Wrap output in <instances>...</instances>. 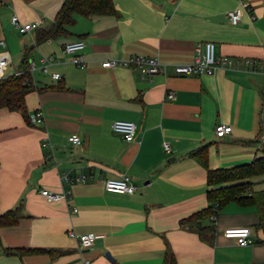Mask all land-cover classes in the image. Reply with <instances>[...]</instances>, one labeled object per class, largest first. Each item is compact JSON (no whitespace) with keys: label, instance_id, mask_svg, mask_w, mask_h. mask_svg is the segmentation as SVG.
I'll return each mask as SVG.
<instances>
[{"label":"crops","instance_id":"0c3cea01","mask_svg":"<svg viewBox=\"0 0 264 264\" xmlns=\"http://www.w3.org/2000/svg\"><path fill=\"white\" fill-rule=\"evenodd\" d=\"M240 1L113 0L117 16L76 15L69 36L39 42V31L51 26L63 0H0L5 77L25 57L35 65V88L25 97L24 112L0 108V213L19 208L22 215L0 227V264H162L166 244L175 264H264L255 205L230 202L204 220L215 229L210 241L198 236L194 224L180 225L208 205V169L264 155V0H242L255 19L244 13L232 25L226 12ZM14 15L22 24L39 21L41 28L20 33ZM77 39L84 42L83 67L63 52L66 42ZM206 41L216 45L214 73L176 74L174 67L191 63ZM131 55L157 56L165 71L101 65ZM43 56L53 58L46 72ZM170 92L173 99L166 97ZM37 109L42 123H29ZM115 120L135 124L131 142L111 129ZM217 124L232 130L219 138ZM72 134L83 143L70 144ZM202 145L206 166L191 156ZM64 174L87 180L63 181ZM123 174L135 184L133 194L105 189L102 178ZM251 181L253 191H264V176ZM43 188L69 190L71 199L49 203L40 195ZM231 227H248L253 243L242 247L226 238ZM70 231L101 237L79 249ZM26 248L48 251L14 253Z\"/></svg>","mask_w":264,"mask_h":264},{"label":"trees","instance_id":"16d2710c","mask_svg":"<svg viewBox=\"0 0 264 264\" xmlns=\"http://www.w3.org/2000/svg\"><path fill=\"white\" fill-rule=\"evenodd\" d=\"M85 18L100 16H117L113 0H63L51 26L38 33V41L43 42L71 34L69 28L76 23L75 16ZM28 60L25 57L20 63V75H10L0 79V108L10 111L24 112L25 97L33 91L35 84L27 70ZM29 123V117H27ZM191 156L201 165L207 164V145H202L191 152ZM264 176V155L254 158L249 163L235 165L230 168L207 170V183L212 186L206 192L208 205L180 221V225L192 223L200 238L210 241L214 237L213 224L204 225V220L215 217L220 209L230 202L241 206L255 205L259 213L258 227L264 230V191L252 190L251 178ZM22 217L19 208L0 213V227L16 224ZM45 249H18L14 253L26 254L44 252ZM162 264H175L174 254L168 244L164 252Z\"/></svg>","mask_w":264,"mask_h":264},{"label":"built area","instance_id":"2783aa9c","mask_svg":"<svg viewBox=\"0 0 264 264\" xmlns=\"http://www.w3.org/2000/svg\"><path fill=\"white\" fill-rule=\"evenodd\" d=\"M244 13L249 14V19L254 20L255 16L251 13L250 7L246 2L242 0L239 2L237 8L229 10L226 12V18L228 22L232 25L238 24ZM11 22L13 26L20 32L26 33L33 29H40L41 23L39 21L29 22L22 24L19 22L17 16H12ZM5 43L0 40V46L4 47ZM84 47V42L82 40H71L63 45V52L67 54L68 60L75 66L83 67L85 64L84 58L79 54V51ZM264 52V46H263ZM196 54L193 61L185 65H177L174 67V72L176 74H193V75H211L214 73L216 64L218 63L216 57V45L212 41H206L199 44L196 49ZM53 60L52 57L41 58L43 66L41 67L44 72H46L47 65ZM61 61V60H58ZM8 58L5 52H0V79L5 78L4 68L7 65ZM231 63L229 61H226ZM246 63H251L249 60H245ZM103 67H115L118 65L130 66L133 65L139 68L142 72L146 74H156L159 72H164L165 67L161 64L157 56H141V55H131L123 59H109L104 60L101 64ZM35 69L33 61H28V72L32 75ZM21 71H16L13 75H20ZM51 78L54 80H60L61 75L59 73H51ZM168 99H173L174 94L168 93L166 96ZM29 121L32 124H41L43 121V112L41 109L35 110L29 115ZM111 129L120 134L126 142H131L134 139L136 126L132 121L128 120H115L111 124ZM232 130V127L227 124H217L214 128V133L217 137L222 138L228 135ZM68 142L72 145H81L83 140L80 136L72 134L68 136ZM43 147L50 148V144L47 141L42 142ZM163 148L166 151H170V146L168 142L163 143ZM63 181L75 180L76 182H85L87 176L79 175L75 178L70 177L68 174L62 175ZM102 183L107 191L119 194H133L136 190L135 184L131 181L130 177L126 174L120 175L117 178H102ZM40 195L49 203L66 201L71 199V194L69 190H62L60 192H55L47 188L40 190ZM72 211L76 212L77 209L72 207ZM250 229L248 227H231L226 228L223 235L226 238H232L236 241L239 246H248L253 243V239L250 237ZM69 236L76 239L79 249H86L93 245L94 241L101 237L99 234L88 233V234H75L70 231Z\"/></svg>","mask_w":264,"mask_h":264},{"label":"water","instance_id":"95a60500","mask_svg":"<svg viewBox=\"0 0 264 264\" xmlns=\"http://www.w3.org/2000/svg\"><path fill=\"white\" fill-rule=\"evenodd\" d=\"M105 257H107L110 260H113L108 252L105 253Z\"/></svg>","mask_w":264,"mask_h":264}]
</instances>
